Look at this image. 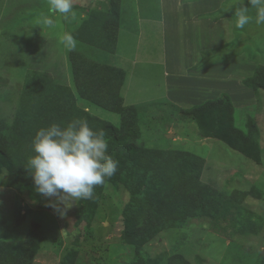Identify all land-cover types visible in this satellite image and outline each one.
I'll use <instances>...</instances> for the list:
<instances>
[{"label": "rangeland", "instance_id": "1", "mask_svg": "<svg viewBox=\"0 0 264 264\" xmlns=\"http://www.w3.org/2000/svg\"><path fill=\"white\" fill-rule=\"evenodd\" d=\"M114 1L74 0L76 20L69 22L55 14V26L46 28L36 25V21L42 15H50L47 0H0V117L5 122L10 124L14 118L27 69L52 74L59 66L67 70L66 79L70 75L68 51L60 38L81 22L85 16L81 8H107ZM167 1L169 33L163 29L160 0H119L120 28L115 52L77 40L75 49L126 71L122 92L125 104H134L138 109V142L148 148L186 150L201 156V181L224 195L234 196L238 208L229 206L231 213L216 220L207 215L189 217L183 227L165 228L136 246L121 239L122 212L130 199L124 186L105 184L92 212L80 200L61 214L48 206L55 197L6 187L7 173L2 170V232L7 240L24 238L29 232L38 236L40 243L33 264H264V91L255 93L235 76L221 92L231 97L237 128L245 130L247 117H253L260 128L259 156L254 161L220 140L200 137L191 117L165 100L163 74L166 54L176 64H184L189 61L191 47L200 44L204 50L200 53L202 64L232 61V67L246 62L243 69L236 67L232 76L247 77L257 65H264V25H257L253 19L243 29L235 28V13L242 4L241 0H228L221 11L232 20V45L219 44L212 37L201 42L190 34L191 23L186 22L193 6L176 7L173 0ZM242 3L247 6V0ZM249 15L254 18L255 10L250 8ZM35 41L39 48L40 44L50 48L57 64L14 62L21 48ZM78 102L87 104L81 99ZM89 112L116 127L120 125L116 113L93 105H89Z\"/></svg>", "mask_w": 264, "mask_h": 264}, {"label": "trees", "instance_id": "2", "mask_svg": "<svg viewBox=\"0 0 264 264\" xmlns=\"http://www.w3.org/2000/svg\"><path fill=\"white\" fill-rule=\"evenodd\" d=\"M118 3L115 0L107 8H81L85 16L71 31L75 40L114 53L120 28ZM221 9L204 16L217 17ZM67 59L72 85L58 82L48 71L27 69L12 122L8 124L0 117V172L7 173L6 187L20 193L35 192L26 168L34 154L36 131L52 123L63 127L79 118L87 120L94 130L105 132L109 154L118 161L115 175L95 187L93 199L82 202L92 212L105 184L124 186L130 199L122 212L123 242L138 246L165 228L183 227L189 217L207 215L216 220L231 213L229 206L238 208L234 196L201 181V156L186 150L148 148L137 141L141 136L138 109L124 103L123 68L96 61L76 49L68 51ZM195 69L192 66L188 70ZM241 81L255 93L264 91V65H257ZM78 99L118 114L120 125L95 117L78 104ZM182 111L196 123L200 137L220 140L248 159H258L260 128L253 117H247L245 130L235 126L227 93ZM4 223L0 212V264H33L38 236L29 232L24 238L7 240L2 232Z\"/></svg>", "mask_w": 264, "mask_h": 264}, {"label": "clouds", "instance_id": "3", "mask_svg": "<svg viewBox=\"0 0 264 264\" xmlns=\"http://www.w3.org/2000/svg\"><path fill=\"white\" fill-rule=\"evenodd\" d=\"M47 4L50 15L36 21L39 27L53 28L55 14L69 22L76 20L74 0H47ZM241 4L235 13V28L243 29L253 19L257 25H264V0H247V6L241 0ZM250 8L255 10L254 18L249 15ZM60 43L66 51H72L77 42L71 32H65ZM108 147L105 132L94 130L84 119H73L63 127L52 123L38 129L32 140L34 154L26 168L35 191L55 197L48 206L61 214L77 201L93 199L95 187L117 171L118 161L109 154Z\"/></svg>", "mask_w": 264, "mask_h": 264}, {"label": "crops", "instance_id": "4", "mask_svg": "<svg viewBox=\"0 0 264 264\" xmlns=\"http://www.w3.org/2000/svg\"><path fill=\"white\" fill-rule=\"evenodd\" d=\"M160 1L161 16L163 18L162 25L166 34L170 32V30L167 31V22L168 18H170V10L166 9L169 1ZM227 1L228 0H173L172 2L176 4V7L193 6L194 11L191 10L186 18V22H188L187 25L191 23L189 31L192 36L201 40V42L205 38L212 37L217 39L219 44L226 46L232 45L234 41V39H232L233 26L231 24V17L227 14H223L222 11L221 15L217 17H207L204 15L223 7ZM83 16L84 15L82 14L81 17ZM78 24L79 21L76 22L75 26L77 27ZM37 41H35L33 45L29 43L27 47L26 45L23 46L19 52V56L14 60V62L16 64H57V60H55L56 58L50 48L48 49L46 45L41 47V44L39 48ZM202 48L203 47L200 44L193 45L191 47L189 61L184 64H176L175 60L166 54V60L163 64V74L165 80L164 97L167 102H170L178 108L185 109L192 104H200L206 99L216 98V96L225 89L226 82H229L232 77L236 76L237 80L245 78H242L240 75L232 76V72L236 67L243 69L246 62L243 64L236 63L238 65H232V67V61L222 65H217L216 63L202 64V58L200 57V53L204 51ZM106 64L115 65L112 62ZM192 66L196 69L194 71H189L188 69ZM65 72L68 73L67 70H61L58 66L56 69H53L52 75L58 82L70 85V75L68 74L66 79ZM65 80L67 81L65 82ZM215 86H217V90H214ZM123 88L124 85L121 89V94L124 98L122 92ZM78 104L89 110L88 104L84 105L79 102Z\"/></svg>", "mask_w": 264, "mask_h": 264}]
</instances>
